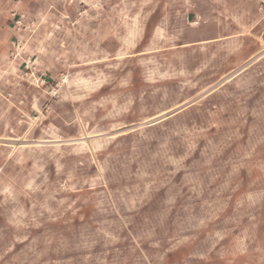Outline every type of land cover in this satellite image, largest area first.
<instances>
[{
	"label": "rangeland",
	"instance_id": "obj_1",
	"mask_svg": "<svg viewBox=\"0 0 264 264\" xmlns=\"http://www.w3.org/2000/svg\"><path fill=\"white\" fill-rule=\"evenodd\" d=\"M0 15V264H264V0Z\"/></svg>",
	"mask_w": 264,
	"mask_h": 264
},
{
	"label": "crops",
	"instance_id": "obj_2",
	"mask_svg": "<svg viewBox=\"0 0 264 264\" xmlns=\"http://www.w3.org/2000/svg\"><path fill=\"white\" fill-rule=\"evenodd\" d=\"M5 25L6 26L3 28L2 21H1V15H0V39L3 41H9V38L11 36V30L13 28H11L8 23H6Z\"/></svg>",
	"mask_w": 264,
	"mask_h": 264
}]
</instances>
